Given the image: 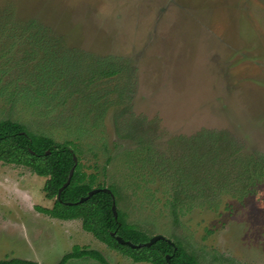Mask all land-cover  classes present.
I'll return each instance as SVG.
<instances>
[{
	"label": "rangeland",
	"instance_id": "1",
	"mask_svg": "<svg viewBox=\"0 0 264 264\" xmlns=\"http://www.w3.org/2000/svg\"><path fill=\"white\" fill-rule=\"evenodd\" d=\"M1 120L73 142L149 238L264 264V176L221 188L264 160V0H0ZM47 181L0 161L1 261L149 264L39 213Z\"/></svg>",
	"mask_w": 264,
	"mask_h": 264
},
{
	"label": "trees",
	"instance_id": "2",
	"mask_svg": "<svg viewBox=\"0 0 264 264\" xmlns=\"http://www.w3.org/2000/svg\"><path fill=\"white\" fill-rule=\"evenodd\" d=\"M118 68L113 65L110 70L105 71L106 76L115 77L119 75ZM217 141V139L210 141L204 160L209 161L206 155L211 156L212 151L215 153L221 149V145ZM75 157L78 159L77 163ZM0 161L6 164L27 167L37 176L48 179L44 191L47 199H55V204L52 209L36 207L39 213L61 221L81 220L83 229L86 232L93 234L102 243L129 256L137 263L200 264L195 255L188 253L181 243L173 240H170L171 242L168 241L169 239L160 240L151 247L143 248H131L128 245L120 244L116 239L118 236L136 245L146 243L151 238L133 224H130L126 219V215L119 208L118 218L115 217L113 206L116 202L117 207H119V191L114 186L106 187L103 184H97L98 177L96 174L88 175L83 171L79 150L73 142L60 143L50 137L31 133L21 123L12 120H1ZM75 166L76 170L71 184L64 190L59 200V191L67 183L71 170ZM226 176L227 174H224L222 177L225 178ZM263 176L264 160L256 161L254 166L251 163L243 164L237 179L229 182L225 180L221 188L228 185L235 187L236 182L240 186H246L248 183L256 181L258 177ZM252 177L254 178L250 180ZM102 188H108L111 193L99 192L88 201L80 203V200L86 198L92 190ZM84 257H91L102 264H108L104 256L98 251L84 250L79 247H75L74 251L64 256L58 264H67L72 259ZM168 257H170L169 260ZM0 264L37 263L13 259L9 261L0 260Z\"/></svg>",
	"mask_w": 264,
	"mask_h": 264
},
{
	"label": "water",
	"instance_id": "3",
	"mask_svg": "<svg viewBox=\"0 0 264 264\" xmlns=\"http://www.w3.org/2000/svg\"><path fill=\"white\" fill-rule=\"evenodd\" d=\"M48 153H50V152H48ZM75 161H76V163L78 162L77 157H75ZM75 170H76V166L71 170V173H70V176H69L67 183L60 189L59 195H58L59 200L61 199V196H62V193L64 192V190L71 184L72 178L75 174ZM99 192L111 193V191L108 188L94 189L89 193V195L86 198H82L80 200V203H84V202L88 201L89 199H91L94 195L98 194ZM113 212L115 214V217L118 218V207H117L116 202H114ZM113 235L115 236V234H113ZM116 239L120 244L128 245L131 248L151 247L160 240H168L167 238H165L163 236H154L148 242L136 245L130 241L124 240L122 237H119V236L116 237ZM168 241L171 242L170 240H168ZM169 259H170V257H168V260Z\"/></svg>",
	"mask_w": 264,
	"mask_h": 264
}]
</instances>
